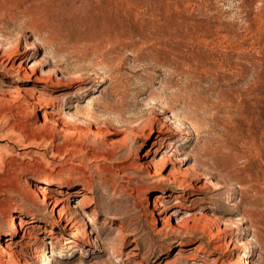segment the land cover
<instances>
[{"label":"rangeland","instance_id":"obj_1","mask_svg":"<svg viewBox=\"0 0 264 264\" xmlns=\"http://www.w3.org/2000/svg\"><path fill=\"white\" fill-rule=\"evenodd\" d=\"M16 1L0 88L51 82L0 100V264H264V0Z\"/></svg>","mask_w":264,"mask_h":264},{"label":"bare ground","instance_id":"obj_2","mask_svg":"<svg viewBox=\"0 0 264 264\" xmlns=\"http://www.w3.org/2000/svg\"><path fill=\"white\" fill-rule=\"evenodd\" d=\"M18 1V0H17ZM16 1V2H17ZM22 1V0H20ZM25 1V0H23ZM174 2V1H173ZM113 18V17H112ZM187 20V19H186ZM193 20V19H192ZM175 23V22H174ZM193 23V22H191ZM114 24V23H113ZM186 24V23H185ZM189 25V24H188ZM191 26V24H190ZM198 26V25H197ZM176 29V28H175ZM192 29V27H191ZM197 29V28H196ZM183 31V30H182ZM190 31V30H189ZM118 32V31H117ZM193 31H191L192 33ZM203 33V32H202ZM116 34V33H115ZM198 35V34H197ZM192 36V35H191ZM202 37V36H201ZM206 37V36H205ZM199 39V38H197ZM48 41V40H47ZM115 41V40H114ZM191 41V40H190ZM207 41V40H206ZM50 42V41H49ZM195 42V41H194ZM200 42V41H199ZM192 44H194L193 42H191ZM30 46H28L27 48H25V50H28V51H31V50H34L36 49V45L34 43H30L29 44ZM195 45V44H194ZM200 46V44H199ZM206 46V45H205ZM194 47V46H193ZM199 48V47H198ZM16 49V48H15ZM196 49V48H195ZM208 51V49H206ZM192 52V51H191ZM212 53V52H211ZM199 54V53H198ZM202 54V53H201ZM32 54H29L26 56V59H28L29 57H31ZM203 55H206L203 54ZM196 56V55H195ZM194 56V57H195ZM5 55L3 54L2 56H0V60H3L0 64L3 65L4 67L8 66L10 62H7L5 64V61L6 60H9V58H4ZM213 58V57H212ZM211 58V59H212ZM201 61V60H200ZM209 61V60H208ZM207 61V62H208ZM203 62V61H202ZM197 63V62H196ZM211 63V62H210ZM209 63V64H210ZM198 65V64H196ZM204 65V63H203ZM207 65V64H206ZM193 66V65H192ZM196 67V66H194ZM197 68V67H196ZM200 69V68H199ZM203 69V68H202ZM198 70V68H197ZM205 70V69H204ZM199 71V70H198ZM202 71V70H201ZM196 72V70H195ZM19 74H17V77L18 79H16L15 81V86H12V87H9V88H4V87H1L0 88V100H4L5 99H10L13 103H17L18 101H20V99H22L24 97L25 94H27L29 91H35V86L34 85H39V83H50L51 80L50 78H45L43 75L41 76H38L36 77V74H37V71L36 70H30L29 68H27L26 66H20L19 68ZM200 73V72H199ZM202 73V72H201ZM204 74V73H202ZM100 81H103L102 79ZM93 90V87L92 85H86V86H83L81 88H78L76 90L73 91V94H72V97H79V96H84L85 94H89L91 91ZM190 126V125H189ZM188 129H191V127H188ZM192 130V129H191ZM180 135L182 137V143L183 144H188L190 143L191 141L192 142H195V138H193L191 136V133L188 132H184V130H180ZM184 135H187V136H184ZM182 145V144H181ZM187 158H183V160H186ZM51 184H54L56 185L57 187H61L63 182L62 180H58V181H53L51 180L50 178L48 177H44L40 183L36 184L33 188V193L35 195L38 196V201L40 203H46V201L48 199H50V195H49V188L48 186L51 185ZM194 187V186H193ZM178 198L180 196H177ZM158 198L159 196L158 195H155L153 196V198L151 199L152 202L156 205L158 203ZM229 206H234L235 204L234 203H231L228 204ZM21 216L22 214H17V213H14L10 216V220H9V223H10V227L8 229V231L3 235V238L5 240V246H10L11 245V239L21 230V225H20V220H21ZM58 222H64L65 219L63 216H59L58 217ZM182 224V223H181ZM68 228H73L74 225L72 224L71 221H68L67 222V225H66ZM234 229H238L237 226L234 228ZM80 234L78 236H86L83 234V232H79ZM10 241V242H9ZM47 244V242H46ZM241 247H244V252L240 253L239 256H240V261H241V264H246L247 263V260L246 258L249 256V250H248V246H247V243L245 242H241L239 244ZM4 246V244H3ZM16 246V245H15ZM103 247L100 246L99 244H96L95 245V252H98V251H102ZM8 255H9V259L11 262H16L17 264H30L28 263V261L24 258V257H17V254L16 252H8ZM49 258V257H48ZM51 260L49 259V262ZM198 261L196 259H192L191 260V264H196ZM200 262V261H199ZM202 263L205 262L204 260L201 261ZM204 264V263H203Z\"/></svg>","mask_w":264,"mask_h":264}]
</instances>
